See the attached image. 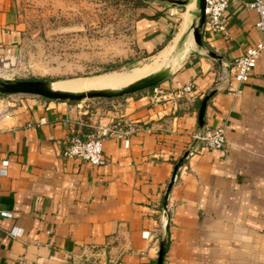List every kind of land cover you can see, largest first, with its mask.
Here are the masks:
<instances>
[{
    "label": "crops",
    "instance_id": "1",
    "mask_svg": "<svg viewBox=\"0 0 264 264\" xmlns=\"http://www.w3.org/2000/svg\"><path fill=\"white\" fill-rule=\"evenodd\" d=\"M147 1L160 6L142 9L141 48L172 55L158 85L192 91L152 103L146 89L110 110L21 95L8 113L11 95L0 96V264H158L164 243L162 264H264V52L232 92L236 60L261 37L252 0H228V36L204 23L200 45L198 0ZM17 28L14 0H0V59L15 56ZM209 93L200 125L197 103ZM98 125L120 131L103 140L102 165L62 156ZM219 126L223 149L193 137Z\"/></svg>",
    "mask_w": 264,
    "mask_h": 264
},
{
    "label": "rangeland",
    "instance_id": "2",
    "mask_svg": "<svg viewBox=\"0 0 264 264\" xmlns=\"http://www.w3.org/2000/svg\"><path fill=\"white\" fill-rule=\"evenodd\" d=\"M14 2L18 16L17 50L13 58L0 59V76L4 78L52 79L56 80L55 85L119 75L150 63L160 53L143 51L140 25L146 16L142 9H156L160 6L158 3L137 5L131 0ZM110 63L118 68L104 72V66ZM130 94L71 103L88 110L97 107L110 110ZM19 96L4 98L2 112L8 113L10 103Z\"/></svg>",
    "mask_w": 264,
    "mask_h": 264
},
{
    "label": "built area",
    "instance_id": "3",
    "mask_svg": "<svg viewBox=\"0 0 264 264\" xmlns=\"http://www.w3.org/2000/svg\"><path fill=\"white\" fill-rule=\"evenodd\" d=\"M228 6V0H205V24L207 29L214 30L221 33L223 36H228L226 28L225 10ZM256 15L255 26L259 30L261 37L252 46L247 48L245 52L236 60L233 67V81L237 87L232 90L234 94L241 92V87L248 82L253 70L256 66L257 60L262 52H264V0H252L249 3ZM193 87L191 83L183 85L180 89L169 91L161 88L158 84L151 87L149 93V100L152 103H159L171 99L181 98L189 94ZM42 118L40 123H44ZM120 131L109 125H98L92 129L85 136L75 135L65 144L62 149V156L67 158L81 159L92 165H102L104 157L102 153V142L106 137L111 135H118ZM194 139L201 142L205 149L220 150L226 145V138L224 135V127L205 128L199 130L194 134ZM124 145L128 146V140H125ZM202 148V147H201ZM200 149L197 145L190 146V151H198ZM6 163V161H4ZM4 173V171H1ZM10 216V213H5Z\"/></svg>",
    "mask_w": 264,
    "mask_h": 264
},
{
    "label": "water",
    "instance_id": "4",
    "mask_svg": "<svg viewBox=\"0 0 264 264\" xmlns=\"http://www.w3.org/2000/svg\"><path fill=\"white\" fill-rule=\"evenodd\" d=\"M176 2L178 4L186 3V1L182 0H178ZM204 10L205 0H198L199 14L197 19L193 20L191 23L193 41L197 45L201 44L200 30L205 23ZM171 59L172 55L169 54L159 67L120 87H105L73 91L56 88L54 86L56 80L52 79H9L0 76V93L5 95H32L58 101H81L86 98H114L150 88L165 80L171 73ZM210 95L211 93L207 94L201 101L198 111V122L200 125L203 124L204 110ZM185 155H187V153ZM181 161L175 166L174 173L172 174L171 180L164 193V200L167 199L176 170L180 166ZM162 261L163 247L159 249L157 259L158 264H162Z\"/></svg>",
    "mask_w": 264,
    "mask_h": 264
},
{
    "label": "bare ground",
    "instance_id": "5",
    "mask_svg": "<svg viewBox=\"0 0 264 264\" xmlns=\"http://www.w3.org/2000/svg\"><path fill=\"white\" fill-rule=\"evenodd\" d=\"M176 39L174 41H177ZM168 53H169V48H167L165 51L163 50V52L160 53L150 63L136 67L133 70L129 72H125L123 74L99 77L94 79H86V80L83 79V80L63 82V83L55 84L54 86L56 88L73 90V91L97 89V88H105V87H120L159 67L167 57Z\"/></svg>",
    "mask_w": 264,
    "mask_h": 264
},
{
    "label": "trees",
    "instance_id": "6",
    "mask_svg": "<svg viewBox=\"0 0 264 264\" xmlns=\"http://www.w3.org/2000/svg\"><path fill=\"white\" fill-rule=\"evenodd\" d=\"M131 1H134L135 4H137V5H146V4H149V2H148L147 0H131ZM165 1H167V2H168L169 4H171V5H175L173 0H165ZM162 12H163V11H161V10H157L153 15H151V16H149V17H150V18H157L160 14H162ZM169 39H170V36H167L166 39H165V42H167ZM164 44H165V43H164ZM155 52H156V51H155ZM155 52H154V53H155ZM115 68H118V66L115 65V64H113V63H110V64H106V65L104 66L103 71H104V72H107V71L113 70V69H115ZM0 96H7V95L0 93ZM41 98H43V97H41ZM44 99H46V98H44ZM47 100H50V99H47ZM69 102H72V101H69ZM200 103H201V101H199V102L197 103V108L200 107ZM165 250H166V246H165V243H164V246H163V256H164V254H165Z\"/></svg>",
    "mask_w": 264,
    "mask_h": 264
}]
</instances>
